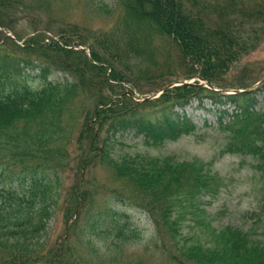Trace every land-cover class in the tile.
<instances>
[{"label": "trees", "instance_id": "16d2710c", "mask_svg": "<svg viewBox=\"0 0 264 264\" xmlns=\"http://www.w3.org/2000/svg\"><path fill=\"white\" fill-rule=\"evenodd\" d=\"M17 1L0 0L1 28L10 29L5 19ZM89 1L109 15L120 7L114 29L64 28L59 40L37 33L22 45L0 31V264H145L139 251L128 255L144 239L130 208L154 226L155 248L144 251H157L166 263L264 264V229L263 237L256 233L264 228V99L258 108L264 85L230 95L196 80L143 102L127 89L140 79L161 89L168 80L197 76L223 89L249 87L246 78L228 79L264 38V4H215L212 14L202 0H117L115 8ZM40 3L52 10L48 0ZM57 72L62 79H49ZM32 76L39 84L28 81ZM193 100L217 106L221 154L250 158L261 179L249 228L184 233L187 203L215 195L223 182L213 162L176 153L115 154L118 136L129 131L155 147L195 135L199 126L179 110ZM96 166L114 174L116 184L86 177ZM71 167L75 182L66 188L59 175ZM61 212L66 232L51 242L50 222Z\"/></svg>", "mask_w": 264, "mask_h": 264}, {"label": "rangeland", "instance_id": "374dc122", "mask_svg": "<svg viewBox=\"0 0 264 264\" xmlns=\"http://www.w3.org/2000/svg\"><path fill=\"white\" fill-rule=\"evenodd\" d=\"M44 0H18L13 4L10 9V16L6 17L8 28L0 31L6 32L12 37H19L21 40L19 44L27 41L31 36L41 33L45 34L47 40L49 37H53L56 40L61 38V34L64 28L69 30H81L85 32L89 29L110 31L114 29L118 15L120 13V7L114 11L113 14H104L97 12L94 6L89 0H48L52 4V10L42 8L43 4L40 3ZM107 5L115 8L118 5L117 0H104ZM206 2L210 10H206L209 13H214V5L220 4L224 8H228L229 4H238V7L252 8L255 4H264V0H202ZM202 1H199L202 3ZM39 3V8H34ZM264 30V25H259ZM3 36L0 34V44H3ZM75 44L80 40L78 36H72ZM17 42V41H16ZM12 44L1 46V49L12 48ZM81 47V46H80ZM7 49V50H9ZM26 57V55H25ZM241 63V64H240ZM238 64L236 69L229 76L228 82L235 83L236 79H247V82L251 84L252 79H264V38L261 41L259 48L243 59ZM29 73V70H26ZM182 73V72H181ZM178 72V74H181ZM31 74L37 75L38 70ZM177 74V75H178ZM34 76L28 78L29 82L34 85L39 84L32 79ZM62 73H53L49 79H62ZM176 81V79H173ZM171 80H168V84ZM262 85H258L260 88ZM156 85L149 83L146 79H140L139 81L127 85V89L133 90L134 99L141 101L148 95L156 93L160 89H156ZM259 90V89H258ZM261 103L258 108L263 104L264 93L258 96ZM198 100H193L183 110L193 121L199 126V130L195 135H187L180 138L177 141H168L164 145L155 147L152 145H146L143 141L142 135L136 136L135 131H129L118 136V142L116 144V155L123 154H137L144 153L152 156L163 157L176 153L181 159H194L201 158L205 161L212 163V172L217 173L223 178V182L219 185V191L213 194H204L196 201L195 204L190 205L186 209V219L184 220V233L197 237L201 235V229L210 231L211 228H223L227 225L238 224L251 226L253 219L250 213L257 210L260 199L261 179L256 174L255 170L251 168L253 162L250 158H243L238 155L221 154L222 144L224 140V134L219 130L213 128L218 124V115L216 108L210 100H206L205 107L198 106ZM211 109V110H209ZM182 110L180 109V112ZM207 123V124H206ZM207 125V126H206ZM71 167L67 171L61 173L59 178L65 179L66 188L70 187V183L75 182L76 168ZM94 177L97 182L108 187L114 186L115 176L108 169H104L101 166H96L86 170V177ZM74 185V184H73ZM119 206V205H117ZM124 208L123 206H119ZM128 212L133 215L134 224L140 229L144 230V239L142 242H137L130 246L128 255L141 253L144 258L145 264H173L170 261L166 263V260L161 259V256L156 257L152 251L146 253L144 248L146 246L149 249L155 248V241L151 240L153 236V224L149 217L141 211L128 209ZM62 212L58 214L50 222L51 242H59L64 238L66 232V226L63 221ZM255 225V224H254ZM263 229L256 231L258 235L263 237ZM139 251V252H135ZM99 257L97 258V260Z\"/></svg>", "mask_w": 264, "mask_h": 264}, {"label": "water", "instance_id": "95a60500", "mask_svg": "<svg viewBox=\"0 0 264 264\" xmlns=\"http://www.w3.org/2000/svg\"><path fill=\"white\" fill-rule=\"evenodd\" d=\"M187 83H191V82H188V81H183V82H171V83H168L166 86L163 87V89L158 92V93H154L148 97H146L144 100H149V99H153V98H157L159 97L161 94H163L165 91H167L168 89L170 88H173L175 86H178V85H181V84H187ZM255 86L253 87H250V88H247V89H240V90H233V91H224V92H229L231 94H242V93H249V92H252L255 90Z\"/></svg>", "mask_w": 264, "mask_h": 264}]
</instances>
